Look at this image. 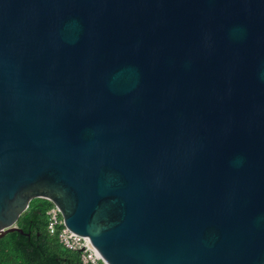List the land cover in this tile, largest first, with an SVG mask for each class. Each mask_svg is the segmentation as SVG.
<instances>
[{"label": "water", "instance_id": "water-1", "mask_svg": "<svg viewBox=\"0 0 264 264\" xmlns=\"http://www.w3.org/2000/svg\"><path fill=\"white\" fill-rule=\"evenodd\" d=\"M37 197L105 264H264V0H0V237Z\"/></svg>", "mask_w": 264, "mask_h": 264}, {"label": "trees", "instance_id": "trees-1", "mask_svg": "<svg viewBox=\"0 0 264 264\" xmlns=\"http://www.w3.org/2000/svg\"><path fill=\"white\" fill-rule=\"evenodd\" d=\"M52 201L37 197L20 216L18 227L0 237V264H91L85 263L80 250L67 248L57 234L47 228Z\"/></svg>", "mask_w": 264, "mask_h": 264}, {"label": "built area", "instance_id": "built-area-1", "mask_svg": "<svg viewBox=\"0 0 264 264\" xmlns=\"http://www.w3.org/2000/svg\"><path fill=\"white\" fill-rule=\"evenodd\" d=\"M47 228L51 234H57L60 241L69 249L80 250L85 263L105 264L97 249L91 244L89 238L70 229L64 220L61 208L52 202L48 209Z\"/></svg>", "mask_w": 264, "mask_h": 264}]
</instances>
